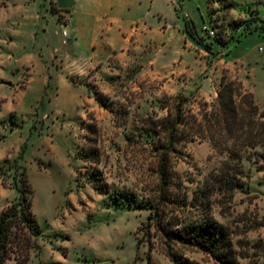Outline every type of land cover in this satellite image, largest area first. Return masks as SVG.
I'll return each instance as SVG.
<instances>
[{
	"label": "rangeland",
	"instance_id": "obj_1",
	"mask_svg": "<svg viewBox=\"0 0 264 264\" xmlns=\"http://www.w3.org/2000/svg\"><path fill=\"white\" fill-rule=\"evenodd\" d=\"M187 14L212 52L183 33ZM261 26L264 0H0V211L18 196V161L41 228L29 264H147L149 242L157 264H174L159 232L144 234L167 135L157 125L182 98L188 119L200 118L223 74L263 107ZM185 130L170 157L191 197L190 179L225 155ZM243 165L244 186L215 194L211 216L230 228L239 264H264V172Z\"/></svg>",
	"mask_w": 264,
	"mask_h": 264
},
{
	"label": "trees",
	"instance_id": "obj_2",
	"mask_svg": "<svg viewBox=\"0 0 264 264\" xmlns=\"http://www.w3.org/2000/svg\"><path fill=\"white\" fill-rule=\"evenodd\" d=\"M183 21V33L212 52L211 44L202 41L195 22L190 17ZM258 28L264 31V26ZM184 99L169 109V114L157 125L167 135L158 147L161 152L156 171L159 188L150 204L144 234L149 236L154 227L162 238L165 254L174 264H196L179 253L176 245L199 249L221 264H239L230 228L211 216L212 197L215 194L231 196L244 186V178L248 176L244 159L264 172V105L261 107L256 102L253 92L240 78H228L225 74L211 109L204 108L200 118L191 115L188 119ZM185 128H190L193 136L207 139L215 153L225 155L221 167L203 181L190 179L195 184L191 197L188 189L182 187L181 174L173 169L170 157L174 146L181 144ZM83 159L92 162L87 155ZM13 168L19 176V180L14 176L19 182L16 186L19 193L0 211V264H9L10 259L16 264H29L32 251L40 249L41 228L33 211L34 189L27 170L18 161L13 163ZM168 204L174 205V210L165 211ZM143 241V237L136 238L137 250ZM151 250L149 242L147 264H157Z\"/></svg>",
	"mask_w": 264,
	"mask_h": 264
},
{
	"label": "built area",
	"instance_id": "obj_3",
	"mask_svg": "<svg viewBox=\"0 0 264 264\" xmlns=\"http://www.w3.org/2000/svg\"><path fill=\"white\" fill-rule=\"evenodd\" d=\"M204 28H208V30H207V32L212 36V35H214L215 33H214V30H212V29H210L209 28V25H204ZM67 35V32L64 30L63 31V36H66Z\"/></svg>",
	"mask_w": 264,
	"mask_h": 264
},
{
	"label": "crops",
	"instance_id": "obj_4",
	"mask_svg": "<svg viewBox=\"0 0 264 264\" xmlns=\"http://www.w3.org/2000/svg\"><path fill=\"white\" fill-rule=\"evenodd\" d=\"M186 16V15H185ZM187 16H189V14H187ZM190 17V16H189Z\"/></svg>",
	"mask_w": 264,
	"mask_h": 264
}]
</instances>
